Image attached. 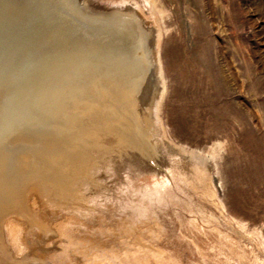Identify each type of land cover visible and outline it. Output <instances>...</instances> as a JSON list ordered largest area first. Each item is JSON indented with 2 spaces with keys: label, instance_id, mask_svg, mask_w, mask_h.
<instances>
[{
  "label": "bare ground",
  "instance_id": "6f19581e",
  "mask_svg": "<svg viewBox=\"0 0 264 264\" xmlns=\"http://www.w3.org/2000/svg\"><path fill=\"white\" fill-rule=\"evenodd\" d=\"M77 1L0 0V264L117 262L120 258L115 259V249L108 250L99 240L86 241L88 239L81 235L80 226L88 222L75 216L95 217L94 212L98 215L101 207L106 208L98 202L111 200L108 194L111 185L109 181L103 182L107 172L114 174L123 170L120 163L126 161L138 166L126 156L119 162L116 158L123 152L137 150L147 158L146 162L139 160V163H152L158 168V162L167 164L168 160L173 173L171 163L185 160L180 164L178 180L195 190L211 193L207 166L205 168L200 161L193 159L194 153L175 146L153 117L139 115L136 110L137 95L149 67L142 36L145 35L142 16L137 12L140 6L136 3L133 7L105 5L107 9L112 7L110 13L96 15L86 11ZM156 10L154 6L152 13L155 14ZM45 44L52 46L53 53L48 54V49L43 58L28 61L35 49ZM128 49L135 52L132 59L122 58V53ZM109 50L115 54L108 56ZM95 54L100 55L97 57L100 58V67L96 64L100 69V104L97 103L100 109H94L95 114L85 121V117L77 118L66 109L71 107V101L84 96L82 88L86 87V93L92 90L93 85L88 84L91 79H85L90 72L86 73L85 69L79 72L77 68L80 65L94 68V61L89 63V60L95 58ZM79 74L83 76L82 83L77 80ZM158 77L164 87L160 70ZM77 93H80L78 97ZM51 114L53 118L49 117ZM83 120L85 130L77 131L72 127L77 122L83 124ZM59 124L61 129L55 127ZM152 132H156L157 137ZM98 174L102 176L97 177ZM127 185L135 197L123 196L120 192L115 198L121 207L128 205L133 212H129L126 226L120 224L121 228L114 232V239L134 236L139 242L143 235H148L141 234L144 228L132 224L141 216L153 219L152 214L163 207L165 198L157 186L142 183L137 187L129 178ZM85 189L89 192L86 193ZM93 193L95 197L100 196L97 201ZM92 199L94 205L90 204ZM183 205L191 206L188 202ZM64 211L71 214L64 215ZM59 214H62L61 218H54ZM35 229L53 234L39 241L41 237L34 234L32 237ZM151 231L149 238L154 239L157 231ZM88 243L91 245L85 247ZM125 246L129 248V245ZM143 247L156 257L155 264H161L167 258L176 262L171 254L169 257L162 249H151L147 242ZM26 249H33L38 254H23ZM131 263L136 262L128 264Z\"/></svg>",
  "mask_w": 264,
  "mask_h": 264
},
{
  "label": "rangeland",
  "instance_id": "374dc122",
  "mask_svg": "<svg viewBox=\"0 0 264 264\" xmlns=\"http://www.w3.org/2000/svg\"><path fill=\"white\" fill-rule=\"evenodd\" d=\"M78 1L86 11L96 15L110 13L112 7L107 9L105 5L133 7L136 3L140 6L137 12L142 16L141 26L145 34L142 36L149 67L137 95L136 110L139 115L153 117L175 146L194 153L193 159L200 161L205 168L207 166L211 190L207 194L178 180L180 166L185 160L171 163L173 173L168 160L167 164L158 162V168L152 163L147 165V158L137 150L123 152L116 158L119 162L126 156L138 166L126 161L120 163L122 172H107L103 182L109 181L111 185L108 186L111 200L98 202L106 208L101 207L98 215L94 212L95 217L75 216L88 222L80 226L81 235L88 239L87 242L89 239L99 240L108 250L115 249L113 255L120 259L114 264L120 261L123 264L126 261L125 264H155L156 257L143 247L146 242L151 249H162L177 262L164 256L167 259L161 264H264V0ZM154 6L157 9L155 14L152 13ZM45 45L37 47L28 61H38L37 58H43L48 49V54L54 50L51 45ZM134 53L133 49H128L121 56L132 59ZM111 54L115 52L109 50L108 56ZM97 57L100 55L95 54V58L89 60V63L94 61L93 69L83 65L77 68L79 72L84 69L86 73L90 72L85 79L92 80L88 83L93 85L92 90L86 93V87L82 88L84 96L71 101V107L66 109L77 118L85 117V121L95 114L94 109H100L97 106L100 104V69L97 68L100 67V58ZM159 70L164 87L159 81ZM79 75L77 80L82 83L83 76ZM91 104L94 105L91 107ZM85 121L72 124V127L77 131L85 130ZM60 124L55 127L61 129ZM156 134L152 132L153 136ZM171 158L182 159L180 156ZM139 160L145 162L139 163ZM101 176L98 174L97 177ZM128 178L137 187L142 183L159 187L167 203L152 214L153 219L146 216L135 219L133 227L144 228L141 234L148 235H143L139 242L134 236L114 239V232L121 228L120 224L126 226L125 220L129 219V212H133L128 205L121 207L115 198L121 193L135 197L127 185ZM191 189L200 192L193 193ZM95 196L97 201L98 196ZM94 200H90V204L94 205ZM183 202L191 206L186 207ZM68 214L71 212L64 211V215ZM151 230L157 231L154 239L149 238ZM35 231L31 233L32 237L33 234L41 237L39 241L53 234ZM89 245L91 243L85 247ZM34 252L26 249L23 254H38Z\"/></svg>",
  "mask_w": 264,
  "mask_h": 264
}]
</instances>
